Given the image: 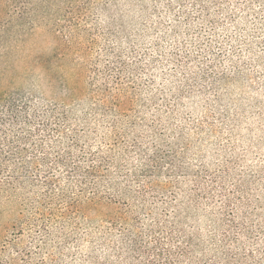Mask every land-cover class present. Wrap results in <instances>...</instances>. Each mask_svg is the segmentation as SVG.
<instances>
[{"label":"rangeland","instance_id":"obj_1","mask_svg":"<svg viewBox=\"0 0 264 264\" xmlns=\"http://www.w3.org/2000/svg\"><path fill=\"white\" fill-rule=\"evenodd\" d=\"M67 6L0 41V264H264V0Z\"/></svg>","mask_w":264,"mask_h":264},{"label":"trees","instance_id":"obj_2","mask_svg":"<svg viewBox=\"0 0 264 264\" xmlns=\"http://www.w3.org/2000/svg\"><path fill=\"white\" fill-rule=\"evenodd\" d=\"M50 0H0V41L6 40L9 38L14 30V25L16 21H21L27 19L34 8L43 9L46 7L47 3ZM78 0H63L64 5L67 6V10L65 11V15L69 16L71 10L76 6ZM20 98H17L14 93L10 91V89L0 88V126L7 122L9 119L17 118L21 112ZM24 103V101H23ZM124 101L117 102L119 108L124 106ZM158 155L156 154L153 157V161H156ZM149 163L144 165L143 171H150ZM95 167H91L90 171L94 172ZM5 184L0 182V192L5 191L8 187ZM90 203L96 206H105L108 205H100V203L93 197L90 199ZM7 222H0V227H7Z\"/></svg>","mask_w":264,"mask_h":264}]
</instances>
